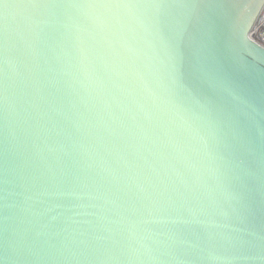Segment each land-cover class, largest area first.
<instances>
[{"label": "water", "instance_id": "obj_1", "mask_svg": "<svg viewBox=\"0 0 264 264\" xmlns=\"http://www.w3.org/2000/svg\"><path fill=\"white\" fill-rule=\"evenodd\" d=\"M264 0H0V264H264Z\"/></svg>", "mask_w": 264, "mask_h": 264}, {"label": "built area", "instance_id": "obj_2", "mask_svg": "<svg viewBox=\"0 0 264 264\" xmlns=\"http://www.w3.org/2000/svg\"><path fill=\"white\" fill-rule=\"evenodd\" d=\"M258 21V26L261 28V29H264V8L263 10L260 12L259 16L257 17V20ZM253 28V27H252ZM252 28L249 32V38L254 42L256 43L257 45H259L261 48L264 49V37L263 36H260V34L258 33V37L261 38V40H254V38L251 36V32H252Z\"/></svg>", "mask_w": 264, "mask_h": 264}, {"label": "rangeland", "instance_id": "obj_3", "mask_svg": "<svg viewBox=\"0 0 264 264\" xmlns=\"http://www.w3.org/2000/svg\"><path fill=\"white\" fill-rule=\"evenodd\" d=\"M258 33L260 34V36H263L264 37V29H261L259 26H258V21H255L254 25H253V28H252V32H251V36L254 38V40H261L260 37H258Z\"/></svg>", "mask_w": 264, "mask_h": 264}]
</instances>
